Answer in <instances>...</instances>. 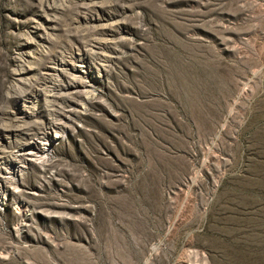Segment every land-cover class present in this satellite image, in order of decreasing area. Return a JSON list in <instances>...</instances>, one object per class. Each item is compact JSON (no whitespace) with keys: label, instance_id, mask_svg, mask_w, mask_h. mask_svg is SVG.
I'll return each instance as SVG.
<instances>
[{"label":"rangeland","instance_id":"374dc122","mask_svg":"<svg viewBox=\"0 0 264 264\" xmlns=\"http://www.w3.org/2000/svg\"><path fill=\"white\" fill-rule=\"evenodd\" d=\"M0 264H264V0H0Z\"/></svg>","mask_w":264,"mask_h":264}]
</instances>
